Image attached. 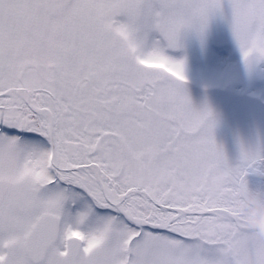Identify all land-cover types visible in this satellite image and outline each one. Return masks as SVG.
Segmentation results:
<instances>
[{"label": "snow or ice", "instance_id": "1", "mask_svg": "<svg viewBox=\"0 0 264 264\" xmlns=\"http://www.w3.org/2000/svg\"><path fill=\"white\" fill-rule=\"evenodd\" d=\"M245 66L264 0H227ZM224 0H0V264H264L230 163L167 49ZM158 34L153 38L152 34Z\"/></svg>", "mask_w": 264, "mask_h": 264}, {"label": "flooded vegetation", "instance_id": "2", "mask_svg": "<svg viewBox=\"0 0 264 264\" xmlns=\"http://www.w3.org/2000/svg\"><path fill=\"white\" fill-rule=\"evenodd\" d=\"M222 44L224 43H219V45ZM229 44L231 45V42ZM255 63L253 62L250 66L245 67L242 72L240 70L239 72L234 71L231 75L234 80L227 83L222 79H218L220 75L224 76L225 72H209L208 75L212 79L203 78L199 84L201 87L198 88L204 99L200 106H209L215 116L214 134H217L215 140L217 144L223 147L225 154L231 153V156L227 158L233 164L238 161L239 156L232 154H240L241 145L246 149L258 150L261 155H264V93H261L262 91L255 87H245V83L246 85L255 83L248 81L251 73L252 80H254L253 77H256V73L258 75L257 71H252ZM257 78H260L259 82H264V69ZM211 86H217L214 90L217 92L213 96L211 95L213 93L210 89ZM188 89L186 87L187 91H189ZM228 124H232L233 127H229ZM260 167L264 168V164ZM249 172L262 174L259 171L249 170ZM252 179L254 182L251 181ZM245 180L247 186L252 184L251 188L264 191V180L250 177H245Z\"/></svg>", "mask_w": 264, "mask_h": 264}, {"label": "rangeland", "instance_id": "3", "mask_svg": "<svg viewBox=\"0 0 264 264\" xmlns=\"http://www.w3.org/2000/svg\"><path fill=\"white\" fill-rule=\"evenodd\" d=\"M230 18V7L228 6L227 0H224L223 14L216 13L210 17L203 36L188 31L182 36L183 46L181 48L166 50L173 58H183L185 60V75L187 77L185 87L189 88L187 92L193 105L197 108L201 107L200 103L204 100L203 96H201V93L198 91V88L201 87L199 84L203 78L212 79L210 75H208L209 72H225L224 76L220 75L218 79H222L227 83L234 80L233 77H231L234 71L239 72L240 70L242 72L246 67L242 57L240 58L241 53L239 47L232 36ZM152 37L158 38V34L153 33ZM229 42H231V45ZM219 43L224 44L219 45ZM263 69L264 61L256 62L253 65L252 71H257L258 75L256 73V77H253L254 80H252V73L250 74V79L248 77L249 82L253 81L255 83H248V85L245 83V87H255L260 89L262 91L261 93H264V82H259L260 78H257V76H260ZM258 82L259 84H257ZM216 88L217 86L210 87L211 92H213L211 94L212 96L216 94L217 91H214ZM228 126L233 127L232 124H228ZM214 135L216 138L217 134L215 133ZM229 142L232 144L231 141ZM232 155L239 156L240 154L233 153ZM226 156L230 157L231 153H226ZM251 181L254 182L253 179ZM248 186L251 188L252 184H248Z\"/></svg>", "mask_w": 264, "mask_h": 264}, {"label": "clouds", "instance_id": "4", "mask_svg": "<svg viewBox=\"0 0 264 264\" xmlns=\"http://www.w3.org/2000/svg\"><path fill=\"white\" fill-rule=\"evenodd\" d=\"M231 205L240 213L253 230L264 235V191L245 187L231 196Z\"/></svg>", "mask_w": 264, "mask_h": 264}, {"label": "water", "instance_id": "5", "mask_svg": "<svg viewBox=\"0 0 264 264\" xmlns=\"http://www.w3.org/2000/svg\"><path fill=\"white\" fill-rule=\"evenodd\" d=\"M246 177L264 180V174H260V173H256V172H249Z\"/></svg>", "mask_w": 264, "mask_h": 264}]
</instances>
